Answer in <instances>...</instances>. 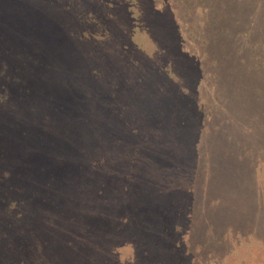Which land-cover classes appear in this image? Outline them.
<instances>
[{"label":"rangeland","instance_id":"obj_1","mask_svg":"<svg viewBox=\"0 0 264 264\" xmlns=\"http://www.w3.org/2000/svg\"><path fill=\"white\" fill-rule=\"evenodd\" d=\"M0 264H264V0H0Z\"/></svg>","mask_w":264,"mask_h":264}]
</instances>
